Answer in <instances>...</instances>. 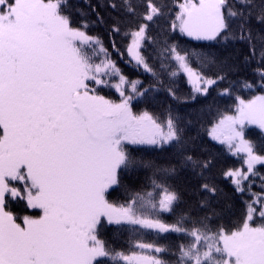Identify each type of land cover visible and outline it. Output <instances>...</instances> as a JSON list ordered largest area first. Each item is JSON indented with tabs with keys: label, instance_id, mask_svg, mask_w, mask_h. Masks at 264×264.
I'll return each instance as SVG.
<instances>
[{
	"label": "snow or ice",
	"instance_id": "1",
	"mask_svg": "<svg viewBox=\"0 0 264 264\" xmlns=\"http://www.w3.org/2000/svg\"><path fill=\"white\" fill-rule=\"evenodd\" d=\"M241 2L246 5V0ZM62 3L0 0V264H170L160 254L172 249L147 242L148 232L178 234L181 243L172 252L174 264H264V225L248 223L255 211L264 219V200H253L261 207L249 205L243 227L229 233L223 228L213 232L203 221L189 226L185 216L171 224L161 218L180 202L170 182L175 167L155 169L150 186L124 205L106 199L125 172L152 168L151 162L134 157L137 146L173 149L185 167L207 168L210 162L201 163L188 151L178 118L169 114L162 124L147 111L133 112L132 102L155 91L154 86L129 81L98 37L72 26ZM225 4L185 0L170 30L196 41L215 40L228 28ZM147 8L145 21L155 22L162 14L151 0ZM228 15L243 17V12L229 10ZM259 20L264 23V13ZM148 28L142 23L130 33L127 51L137 70L143 69L153 81L182 72L200 93L216 83L204 75L206 54L182 49L165 38L166 32L151 36ZM145 42L154 46L153 53H141V48L147 51ZM259 74L264 83V70ZM104 86L115 88L120 101L101 95ZM168 91L178 99L171 88ZM246 125L264 131V96L247 102L238 98L236 115L223 116L208 133L227 144L233 155L245 154L247 171L225 172L237 192L244 191L254 166L264 165V155L245 139ZM202 188L212 195L217 192L208 183ZM9 198L25 201L29 209L39 210L37 215L18 223L6 210ZM104 220L130 233L142 251L127 255L106 245L97 234Z\"/></svg>",
	"mask_w": 264,
	"mask_h": 264
},
{
	"label": "trees",
	"instance_id": "2",
	"mask_svg": "<svg viewBox=\"0 0 264 264\" xmlns=\"http://www.w3.org/2000/svg\"><path fill=\"white\" fill-rule=\"evenodd\" d=\"M182 1L151 0L162 13L154 17L155 22L143 19L148 11L149 0H127V4L125 0H63L62 13L69 17L73 27L100 39L111 59L129 81L139 80L144 87L150 84L154 86L155 91L132 102L133 112L140 114L147 111L162 124L169 114L178 118L185 130L188 151L201 163L210 162L207 168L185 167L174 157L173 149L137 146L134 157L151 162L152 168L141 167L130 173L125 172L120 178V184L106 193V199L115 206L124 205L137 192L150 186L155 169L175 167V175L170 182L179 192L180 202L173 213H162L161 218L171 224L180 216H185L189 218V226L193 222L203 221L213 232L223 228L230 233L243 226L253 200L264 197V165L256 166L254 174L242 185L244 191L237 192L231 180L225 177V172L243 168L244 157L229 155L223 146L208 138L207 132L221 117L234 112L238 98L247 100L264 95V83L259 74L264 70V23L259 20L264 13V0H246V5L241 0H226L222 11L227 17L228 28L213 42L191 41L178 31L170 30ZM129 7L132 11L128 10ZM229 10L243 12V17H231L228 15ZM142 23L149 25L148 34L151 36L161 37L166 32L165 38L182 49L206 54L208 62L203 66L204 75L216 80V83L204 95L199 96L192 91L181 74L171 79L164 75L161 81H153L143 69L137 70L136 65L127 59L126 49L130 33ZM114 27H119L120 31L114 32ZM145 45L147 51L141 48V53H153L154 46L147 42ZM252 45L256 48L255 55L252 53ZM158 63L156 61L157 65ZM193 64L195 66V60ZM169 88L178 99L169 94ZM99 92L111 100L119 99L109 87H101ZM245 138L254 144L258 154H264V135L259 130L245 129ZM204 183L215 186L216 194L204 191ZM261 200L260 198L259 201ZM6 210L13 213L18 223H23L24 215L35 217L38 213L30 210L26 202L19 198H9ZM262 223V218H255L254 224ZM117 228L116 225L103 222L102 226H98V238L109 247L127 255L140 252L135 247V241L130 238V233ZM144 239L147 242L155 240L156 243L171 248L172 251L160 255L174 264L176 257L172 252L181 243L178 234L157 235L148 232ZM106 264H112V261L108 260ZM119 264L124 262L120 261Z\"/></svg>",
	"mask_w": 264,
	"mask_h": 264
},
{
	"label": "rangeland",
	"instance_id": "3",
	"mask_svg": "<svg viewBox=\"0 0 264 264\" xmlns=\"http://www.w3.org/2000/svg\"><path fill=\"white\" fill-rule=\"evenodd\" d=\"M182 3H185V0H183L180 4H182ZM179 4V5H180ZM179 5H178V12H179ZM146 22H148V21H146ZM90 36H92V35H90ZM184 36V35H183ZM184 37H186L187 39H189V40H192V39H190L189 37H187V36H184ZM192 41H196V40H192ZM202 41H212V40H202ZM197 42V41H196ZM131 43V35H130V41H129V44ZM128 44V45H129ZM127 49H128V46H127ZM127 49H126V57H127V59L129 60V61H131V63L132 64H134L135 65V61H133L132 59H131V57L129 56V54H128V51H127ZM182 76H183V78L185 79V81L187 82V84H188V86L192 89V91L195 93V94H197V95H199V96H202V95H204L205 93H200V92H195L194 91V88H195V84L193 83V82H190L189 81V79L181 72L180 73ZM203 85H201V87H202ZM212 86V85H211ZM211 86H209L208 88H210ZM106 87H109L110 89H112L117 95V97L119 98L118 100H113L114 102H119L120 101V96H119V93L115 90V88H113V87H110V86H104L103 88H106ZM208 90V89H207ZM100 93V92H99ZM101 95H103L102 93H100ZM104 96V95H103ZM257 96H264L263 94H261V95H257ZM106 97V96H105ZM256 97V96H255ZM255 97H252V98H250V99H247V100H244V101H249V100H252V99H254ZM107 99H109L108 97H106ZM111 100V99H110ZM237 105H238V102H237ZM237 105H236V108H235V110H234V113H231V114H226V115H236V110H237ZM221 119V118H220ZM220 119L216 122V123H214L213 125H215V124H217L219 121H220ZM213 125L208 129V132H207V136H208V138L210 139V140H212V141H214V142H216V143H218L217 141H215V140H213L210 136H209V130L213 127ZM250 127H253V128H256V129H258L263 135H264V131H261V129L258 127V126H256V125H246V127H245V129H247V128H250ZM246 139V138H245ZM219 145H221V146H223L226 150H227V152L230 154V155H233V153L231 152V151H229V149H228V147H227V144H220V143H218ZM143 146H149V145H143ZM151 147H154V146H151ZM236 155H242V156H244V158H245V154L244 153H238V154H236ZM264 155V154H263ZM259 165H262V164H256L254 167H256V166H259ZM238 169H241L242 171H247V166L244 164V167L243 168H238ZM230 180H231V178H229ZM232 182V181H231ZM114 187V186H113ZM112 187V188H113ZM111 189V188H110ZM109 189V190H110ZM262 199V200H264V197H258V198H256V199H254V200H257V201H259V199ZM250 205H252L254 208H256V209H259L260 207H261V204L259 203V202H257L256 204H253V202L250 204ZM118 207V206H117ZM30 210H33V209H30ZM33 211H39V210H33ZM248 214H249V207H248V212H247V215H246V218H247V216H248ZM24 216H30V215H24ZM23 216V217H24ZM30 217H32V216H30ZM256 217H260L259 216V212L258 211H255V212H253L252 213V220H250V221H248V223H249V225L251 226V227H260V226H262V225H264V221H263V223L262 224H260V225H257V224H254V221H255V218ZM246 218H245V220H246ZM261 218V217H260ZM23 219V218H22ZM264 220V219H263ZM245 222V221H244ZM104 223H106V224H108L107 223V221L106 220H104ZM108 225H110V224H108ZM243 227V226H242ZM241 227V228H242ZM240 228V229H241ZM141 250V249H140ZM142 251V250H141ZM140 251V252H141ZM140 252H138V253H140Z\"/></svg>",
	"mask_w": 264,
	"mask_h": 264
},
{
	"label": "bare ground",
	"instance_id": "4",
	"mask_svg": "<svg viewBox=\"0 0 264 264\" xmlns=\"http://www.w3.org/2000/svg\"><path fill=\"white\" fill-rule=\"evenodd\" d=\"M222 118V117H221ZM209 225V224H208Z\"/></svg>",
	"mask_w": 264,
	"mask_h": 264
}]
</instances>
